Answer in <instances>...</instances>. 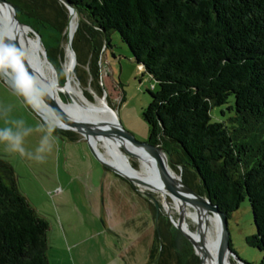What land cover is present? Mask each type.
Masks as SVG:
<instances>
[{
    "label": "trees",
    "instance_id": "trees-1",
    "mask_svg": "<svg viewBox=\"0 0 264 264\" xmlns=\"http://www.w3.org/2000/svg\"><path fill=\"white\" fill-rule=\"evenodd\" d=\"M69 1L78 16L71 40L76 70L86 74L79 80L102 93L98 57L117 33L155 81L143 111L148 142L159 145L168 165L180 167L182 181L227 218L247 198L255 232L246 243L262 252L255 264H264V0ZM16 18L38 32L64 84L57 56L64 27L53 36L51 25L40 29L17 12ZM230 97L233 114L212 120L210 109ZM48 228L18 189L12 165L0 158V264H48ZM154 232L146 264H199L168 217L159 214Z\"/></svg>",
    "mask_w": 264,
    "mask_h": 264
},
{
    "label": "rangeland",
    "instance_id": "rangeland-1",
    "mask_svg": "<svg viewBox=\"0 0 264 264\" xmlns=\"http://www.w3.org/2000/svg\"><path fill=\"white\" fill-rule=\"evenodd\" d=\"M11 1L21 20L40 29L51 25L46 29L53 36L64 27L63 33L66 34L68 13L61 0ZM29 36L34 38L30 32ZM109 44L102 47L98 57L102 93L94 92L85 78L83 83L79 80L78 75L85 77L86 74L82 73L83 68L76 70L77 60L73 66L74 86L89 102L96 105L105 102L114 111L122 131L134 141L144 143L148 141V126L143 111L150 101L149 90H153L155 81L135 61L117 33L110 35ZM41 48L45 50L43 45ZM60 49L62 53L57 54L58 62L64 72L68 51L66 37ZM3 54L6 60H11L6 48ZM55 76L58 77L57 72ZM63 88H66V82ZM60 97L70 102L65 93L60 92ZM231 103L233 105L232 97L226 104L211 108L212 120H224L232 115V110L227 108V104ZM4 130L19 135L24 153L13 151L10 141L0 139V158L12 165L18 189L37 214L49 223V264L147 263L144 249H148L153 242L155 220L159 214L168 217L166 202L159 192L148 191L158 203L157 216L155 214L153 218L151 200H146L143 188L104 167L79 133H76V139L71 140L64 132L54 130L42 121L30 108L27 99L12 89L0 73V132ZM97 146L103 152L102 145L99 143ZM120 149L131 167L141 170V159L126 151L123 143ZM173 165L169 168L182 178L180 167L175 163ZM168 214L172 220H177L178 211L172 204ZM208 214L212 215L211 212ZM195 226L196 222L189 221L190 230L194 231ZM209 227L212 225L209 224ZM103 229H106L104 233H97V230ZM227 230L229 247L234 255L228 254L231 264H240L239 260L257 263L262 252L246 243V238L255 232L247 198L227 218ZM82 237L87 238L72 248V260L70 246ZM150 264H155V261Z\"/></svg>",
    "mask_w": 264,
    "mask_h": 264
},
{
    "label": "water",
    "instance_id": "water-1",
    "mask_svg": "<svg viewBox=\"0 0 264 264\" xmlns=\"http://www.w3.org/2000/svg\"><path fill=\"white\" fill-rule=\"evenodd\" d=\"M61 1L63 2V5L68 13V19H67L66 26H65V30H67L69 20H70V13L76 12V10L69 0H61ZM0 4H2L6 8V10L8 11L10 20L15 26L19 27L20 29L26 28L28 32H30L33 35L38 45H42L41 37L38 34V32L34 30L31 26L20 22L16 18V11L11 2H9L8 0H0ZM71 40L72 39L66 34L67 50L71 52L72 61L74 64L76 61V57H75L76 54L71 47ZM4 48H6L9 51L11 58L15 60L22 75L26 78L27 83L32 88L37 98L40 100L41 105H42L40 108L37 107L32 102L26 90L14 79V76L12 73L15 74L16 72L12 67L6 65L7 61L3 54ZM40 54H41V58L49 65L52 72L56 74V69L48 60L46 51L44 49H41ZM5 65L7 66V69ZM64 72H65V82H66L67 73L66 71ZM0 73L2 77L4 78V80L10 85L12 89H14L15 91H17L18 93H20L23 97L27 99L30 108L34 111L36 115L40 117L42 121H44L45 123L49 124L51 127H54V128L71 130L76 133H79L81 137H83L87 141L88 146L90 147V150L93 153V155L100 161V163L104 167L112 170L114 173L124 178L125 180L129 181L133 185L143 188L144 189L143 195L149 198L154 203L155 214L157 216L158 203L155 200V197L152 196V194L148 192V191H153L152 184H150L149 182L145 180L139 179L135 176L127 175L121 172L113 164L107 162L104 159L103 155L99 152V150L96 149L94 145L91 144L89 137L96 135V134L107 136V137L118 136V137L124 138L125 140L132 143L133 145L144 148L148 150L150 153H152L157 159V179L160 182L161 188H163V190L168 193L171 199L173 197L178 198L179 200H181L182 203H186L187 205L191 206L193 208V211H195L199 215L196 221L195 229L194 231H192L189 228H186L185 225H183V222L181 220L182 216L180 214L181 213L180 211H178V218L176 221L170 218L168 214L169 213L168 202L166 201V214L168 215L170 222L191 243L194 253L198 257L200 256L202 257L204 256V254H206V250L203 248V241H202L203 235H204L203 231L205 229H201L202 226H201L200 221H201L202 215H205V214H208V212H211L212 214H217V217L219 220V230L220 231H219L218 240L215 244V254H216L218 262L221 261L224 253L227 255L228 254L233 255L229 247V238H228L229 235H228V230H227L226 213L221 211L218 208V206L216 204H213L207 197H204L196 193L194 190H192L188 185H186L182 181L181 177L175 178L167 171L166 166H165V157H166L165 155L166 154L164 153V151L159 145H154L148 141L144 143H138L134 141L130 135L122 131L117 120H116V127L114 126L110 130H106V129L103 130L97 127H93L84 122H80V121H76L72 119L70 115L66 113L61 107V105L65 101H63L62 99L61 101L55 96L53 90L50 87V82L33 67L31 62L26 58V56L22 52L21 48L18 47L17 42L10 39L6 35V33L2 30L1 27H0ZM65 82L62 85L57 82L56 83L57 87L58 88L63 87V85H65ZM68 98L69 100H71V97H68ZM109 109L112 110L110 107ZM161 156H163L164 160L161 158ZM194 235L196 236V238L194 237ZM239 263L244 264V262L240 260H239Z\"/></svg>",
    "mask_w": 264,
    "mask_h": 264
},
{
    "label": "bare ground",
    "instance_id": "bare-ground-1",
    "mask_svg": "<svg viewBox=\"0 0 264 264\" xmlns=\"http://www.w3.org/2000/svg\"><path fill=\"white\" fill-rule=\"evenodd\" d=\"M77 26V13H70V20L68 24V28L66 30V34L72 39L73 35L76 31ZM0 27L6 33V35L17 42L19 48H21L22 52L26 56V58L31 62L33 67L44 76L49 82L50 87L53 90L55 96L61 100L60 92L65 93L68 97H71L70 102H64L61 107L62 109L70 115V117L76 121L84 122L93 127H97L100 129L110 130L114 126L116 127V116L115 113L109 109L107 104L103 102L101 105H96L89 102L80 90L76 89L74 86V78H73V61L72 54L68 50L67 57L64 62V70L67 73L66 79V88H58L57 87V77L55 76L50 69L49 65L40 57L41 45H38L34 38L29 37V32L26 28L20 29L15 26L10 20L8 11L6 8L0 4ZM14 60V59H13ZM6 60V65L11 66L15 70V74H13L14 79L26 90L32 102L37 106L41 107V102L37 98L36 94L33 92L32 88L27 83L26 78L22 75L19 70L18 65L15 60ZM5 65V66H6ZM6 66V69H7ZM62 101V100H61ZM89 140L92 145L96 149H98V144L100 143L103 148V152L99 151L104 159L113 164L116 168H118L121 172L135 176L139 179L145 180L152 184L153 191L156 190L161 194L165 202H168V208L170 209L171 204L173 207L180 211L182 216L183 225L186 228L189 226V221L196 222L198 219V213L195 211L189 210L186 203H182L176 197L172 199L168 195L166 191L161 188L160 182L157 179V159L156 157L150 153L148 150L137 147L132 143L128 142L124 138L114 136L107 137L103 135H93L89 137ZM123 143L124 149L128 151L130 154H133L139 157L141 170L136 168H132L131 164L127 158V156L120 149V145ZM99 150V149H98ZM111 151V152H110ZM166 156V155H165ZM161 158L164 160L163 156ZM167 157H165V166L167 171L175 178L180 177V175H176L170 168L168 163L166 162ZM133 171V172H132ZM191 207V206H189ZM209 213V212H208ZM201 229H205L203 232V248L206 250V254L204 256L198 257L200 264H231L229 256L224 253L220 262H218L216 254H215V244L219 237V220L217 214H205L202 215L201 218ZM209 224L212 227H209ZM205 227V228H204ZM196 234V233H195ZM196 238V236L194 235Z\"/></svg>",
    "mask_w": 264,
    "mask_h": 264
},
{
    "label": "clouds",
    "instance_id": "clouds-1",
    "mask_svg": "<svg viewBox=\"0 0 264 264\" xmlns=\"http://www.w3.org/2000/svg\"><path fill=\"white\" fill-rule=\"evenodd\" d=\"M0 139L10 141L11 149L13 151H19L21 154L24 153L19 135H13L10 130H4L3 132H0Z\"/></svg>",
    "mask_w": 264,
    "mask_h": 264
},
{
    "label": "crops",
    "instance_id": "crops-1",
    "mask_svg": "<svg viewBox=\"0 0 264 264\" xmlns=\"http://www.w3.org/2000/svg\"><path fill=\"white\" fill-rule=\"evenodd\" d=\"M111 230V227L109 228V231ZM106 231V229H103V231L102 230H97V233H100L101 234V232H105ZM66 235V234H65ZM104 235H106V234H104ZM66 237H67V235H66ZM88 237V236H87ZM87 237H85V238H80L78 241H76V242H74V243H72V247L68 244V246H70V249H69V253H70V257H71V259L72 260H74V258L72 257V254H71V251H72V248H75V247H77L78 245H79V243L81 242V241H83L84 239H86ZM66 240H67V238H66ZM74 246V247H73ZM149 248H150V246H149ZM149 248L147 249V248H145L144 249V251H146L147 252V258H148V251H149ZM145 252V253H146ZM70 259V258H69ZM147 261V260H146ZM49 264V263H48Z\"/></svg>",
    "mask_w": 264,
    "mask_h": 264
},
{
    "label": "flooded vegetation",
    "instance_id": "flooded-vegetation-1",
    "mask_svg": "<svg viewBox=\"0 0 264 264\" xmlns=\"http://www.w3.org/2000/svg\"><path fill=\"white\" fill-rule=\"evenodd\" d=\"M149 199V198H148Z\"/></svg>",
    "mask_w": 264,
    "mask_h": 264
}]
</instances>
